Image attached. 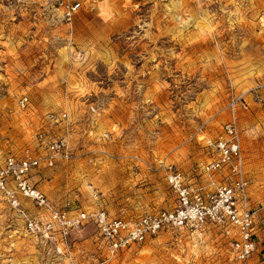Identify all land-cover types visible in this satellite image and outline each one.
Returning a JSON list of instances; mask_svg holds the SVG:
<instances>
[{
	"label": "rangeland",
	"instance_id": "374dc122",
	"mask_svg": "<svg viewBox=\"0 0 264 264\" xmlns=\"http://www.w3.org/2000/svg\"><path fill=\"white\" fill-rule=\"evenodd\" d=\"M70 1L81 6L67 24L63 0H0V154L67 136L71 158L31 181L67 210L133 219L173 207L161 165H205L229 101L242 97L245 171L262 202L264 0ZM48 113L67 118L51 125ZM5 221L0 206V264H228L213 230L163 232L112 256L91 224L54 249Z\"/></svg>",
	"mask_w": 264,
	"mask_h": 264
},
{
	"label": "built area",
	"instance_id": "2783aa9c",
	"mask_svg": "<svg viewBox=\"0 0 264 264\" xmlns=\"http://www.w3.org/2000/svg\"><path fill=\"white\" fill-rule=\"evenodd\" d=\"M63 3L62 19L71 24L81 5L70 0ZM27 106L28 98L21 97L18 107ZM237 108L247 109L242 97L229 101L230 120L209 143L214 154L205 165L194 173L161 165L164 182L174 198L173 207L133 219L110 217L99 208L67 210V206L59 207L31 182L33 173L55 168L57 161L71 158L67 136L47 140L37 135L34 147L23 150L21 155L0 154V206L6 211L7 230L34 240L38 246L62 249L72 231L91 224L112 256L163 232H184L201 239L206 231L213 230L215 237L226 241L228 264H249L256 250L253 233L257 211L250 197ZM44 118L57 125L67 117L65 113H48Z\"/></svg>",
	"mask_w": 264,
	"mask_h": 264
},
{
	"label": "crops",
	"instance_id": "0c3cea01",
	"mask_svg": "<svg viewBox=\"0 0 264 264\" xmlns=\"http://www.w3.org/2000/svg\"><path fill=\"white\" fill-rule=\"evenodd\" d=\"M35 173H37V172H35ZM35 173H33V175ZM32 176H31V178H32ZM53 194H54V199H55L54 201L56 203V192ZM250 197H251V195H250ZM251 202H253L252 199H251ZM252 204L256 208V211H257V218L255 221L254 233H253L254 234V241L256 244V250H255L253 256L251 257V259L249 260V264H264V200L262 202L252 203ZM27 240L28 241L30 240L31 243H35V241L32 239H27Z\"/></svg>",
	"mask_w": 264,
	"mask_h": 264
}]
</instances>
